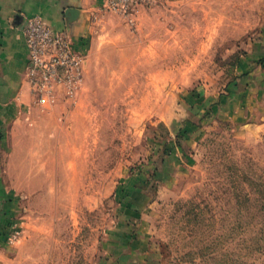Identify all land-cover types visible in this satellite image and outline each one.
Instances as JSON below:
<instances>
[{
  "label": "rangeland",
  "instance_id": "1",
  "mask_svg": "<svg viewBox=\"0 0 264 264\" xmlns=\"http://www.w3.org/2000/svg\"><path fill=\"white\" fill-rule=\"evenodd\" d=\"M89 22L75 102L9 126L2 264H264V0Z\"/></svg>",
  "mask_w": 264,
  "mask_h": 264
},
{
  "label": "crops",
  "instance_id": "2",
  "mask_svg": "<svg viewBox=\"0 0 264 264\" xmlns=\"http://www.w3.org/2000/svg\"><path fill=\"white\" fill-rule=\"evenodd\" d=\"M105 2L0 0V264L4 261L7 240L17 212L15 194L6 185L2 169L9 126L30 117L26 113L28 106L37 107L26 74L28 51L23 33L24 21L27 17L37 15L54 31H65L77 47L85 50L90 40V15Z\"/></svg>",
  "mask_w": 264,
  "mask_h": 264
},
{
  "label": "built area",
  "instance_id": "3",
  "mask_svg": "<svg viewBox=\"0 0 264 264\" xmlns=\"http://www.w3.org/2000/svg\"><path fill=\"white\" fill-rule=\"evenodd\" d=\"M133 1L106 0L105 6L126 11ZM23 33L28 51L26 74L36 104H73L84 81L85 50L65 31H54L37 15L25 19Z\"/></svg>",
  "mask_w": 264,
  "mask_h": 264
},
{
  "label": "trees",
  "instance_id": "4",
  "mask_svg": "<svg viewBox=\"0 0 264 264\" xmlns=\"http://www.w3.org/2000/svg\"><path fill=\"white\" fill-rule=\"evenodd\" d=\"M261 204H260V209L262 210L263 212V216H264V200H261Z\"/></svg>",
  "mask_w": 264,
  "mask_h": 264
},
{
  "label": "water",
  "instance_id": "5",
  "mask_svg": "<svg viewBox=\"0 0 264 264\" xmlns=\"http://www.w3.org/2000/svg\"><path fill=\"white\" fill-rule=\"evenodd\" d=\"M72 10H68V12H71Z\"/></svg>",
  "mask_w": 264,
  "mask_h": 264
}]
</instances>
